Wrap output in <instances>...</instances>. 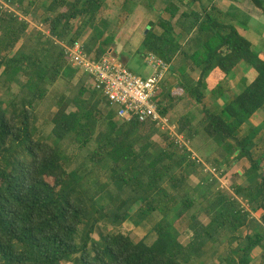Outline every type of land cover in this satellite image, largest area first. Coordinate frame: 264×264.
Segmentation results:
<instances>
[{
	"label": "trees",
	"instance_id": "16d2710c",
	"mask_svg": "<svg viewBox=\"0 0 264 264\" xmlns=\"http://www.w3.org/2000/svg\"><path fill=\"white\" fill-rule=\"evenodd\" d=\"M5 1L13 5L37 2ZM185 1L168 3L169 18L159 20L162 31L154 29L156 23L150 24L141 49L142 54H154L171 65L182 49L176 23L182 24L184 33L196 34L192 43L198 49L190 60L191 73L197 78L184 74L179 87L161 97L160 111L168 115L167 103H180L185 94L200 105L207 94L223 97L224 83L235 68L240 63L250 66L256 72L254 81L219 109L204 107L201 122L204 134L220 152L221 163L231 167L236 161H249L245 184L234 185V195L220 190L219 182L209 177L190 187V169L199 167L189 155L171 137L161 134L156 123L120 119L96 89L81 88L72 103L65 102L69 105L56 112L52 144L35 139V129H31L34 103L44 99L48 85L62 77L72 80L81 72L71 65L60 43L73 45L90 29L97 50L86 46L87 52L97 60L109 55L116 39L110 32L111 22L100 17L107 0H53L44 21L50 37L41 33L51 46L43 42L39 48L15 56L12 53L29 25L0 10V72L10 75L9 83L18 82L24 73L29 77L25 87L30 94L11 104V118L0 111V160L4 163L0 165V264H191L194 259L197 262L192 264H206L207 257L206 262L218 259L211 264H254L255 250L264 248V233L239 199L247 201L252 212H261L264 221V155L255 158L254 153L264 122L244 132L252 117L264 109V53L253 49L227 19L229 14L215 6L181 13ZM187 1L186 7L201 4V0ZM251 1L264 14V0ZM76 20L80 25L74 30ZM102 102L107 104L105 110L100 108ZM186 121H180V132L186 129L195 136L197 131ZM158 133L162 143L154 141ZM71 137L81 148L96 143L75 173L65 168L59 145ZM97 168L109 174L115 191L102 189L108 186L102 183L97 193L90 195L84 189L83 181L91 179ZM101 193L108 200L105 207L97 201ZM199 201L207 203L208 224L193 213ZM157 213L162 218L139 242L124 232L101 235L99 240L93 237L106 219L118 226L132 223L138 227ZM183 220L190 221L187 246L180 241L176 226ZM81 225L83 242L79 246ZM223 244L227 251L221 255Z\"/></svg>",
	"mask_w": 264,
	"mask_h": 264
},
{
	"label": "rangeland",
	"instance_id": "374dc122",
	"mask_svg": "<svg viewBox=\"0 0 264 264\" xmlns=\"http://www.w3.org/2000/svg\"><path fill=\"white\" fill-rule=\"evenodd\" d=\"M53 0H37L35 5H30L28 2H26L24 5H21L17 3L21 8L22 14L28 19L30 22H26L29 25L27 35L23 38V40L18 44L14 52L12 53L14 56L18 52H25L29 53L31 49H33L35 46L36 48H39V45L43 44V42L46 44L45 46H51L49 45V42L46 43L49 40L43 39L41 35V24L45 26L44 23L45 19L48 18L49 13L47 12L48 6L51 4ZM152 7L158 6L156 0H146ZM160 7V6H159ZM164 5H161V8H163ZM152 19L156 22V27L154 28L158 32L162 31V28L159 25V18H158V12L152 13ZM167 18H169V15L166 14ZM20 20V19H19ZM176 22V21H175ZM119 23V22H117ZM80 25V21L76 20L73 21V27L74 30ZM177 30L180 31L179 25L176 23ZM92 31L90 29H87V31L84 33L83 37L80 39V41L84 42L86 46H90L93 48V51L96 52L97 46H94L92 41ZM126 38L121 39V43L124 44ZM114 45V44H113ZM112 45V46H113ZM111 46V47H112ZM42 50H44L42 48ZM46 51H44L43 55ZM12 55V56H13ZM123 55V54H122ZM125 55H134L133 52L130 54ZM141 55V56H140ZM149 54H138L136 58H131L127 56L126 58L129 60L127 68L131 70L134 74L139 75L143 78H147L151 75L152 69L147 63V56ZM251 68V67H250ZM252 69V68H251ZM253 70V69H252ZM176 71L174 70L172 73L168 75V86L172 88L175 84H177L178 78L177 75L174 74ZM255 73V72H254ZM0 111L5 113L8 118L12 117V106L11 104L15 102V100L19 101L24 98L28 99L30 97L29 90L25 85L28 82L29 77H27L24 73L20 75L18 82L9 83L7 80L10 78L9 74H2V71L0 72ZM249 85L252 82V79L248 80ZM50 84V82H49ZM85 88L87 90L92 91L93 85L90 80V78L83 74L82 72L78 73L74 79L69 80L66 78H61L58 80L55 84H50V86H47V94L45 95L44 99L38 100L34 103L32 112H33V119H32V125L31 129H35L34 131V138L35 139H42L43 141H47L50 144L53 143L54 139L52 137V130H53V123L52 119L56 112L59 111L62 105L67 107L69 104H64L65 102L72 103V100L78 96L79 91L81 88ZM163 96V95H162ZM161 96V97H162ZM86 98L90 97V94H87L85 96ZM97 99L100 100L99 96H97ZM215 99V98H214ZM212 97H208L203 105L195 103L193 100L189 98L186 94L182 96L180 103L175 102H168V115L171 117V119L177 123L180 124V121L187 120L188 125H191V128L193 131H197L195 136L189 135L188 130L183 131V135L190 140V146L194 152H197L199 156L217 166L219 169H225L227 171V186H233L234 185H241L245 184L246 178L245 176H241L238 173V170H245L246 167L240 163L238 169H234L236 167V163L233 166H226L222 162V159L220 157V152L215 147L214 142L212 143L210 139L207 138V136L204 134L203 129L201 127V122L203 120V108H213V102L215 100ZM217 101V100H216ZM221 103H223L221 101ZM101 109H106L107 104L102 102ZM72 109V108H71ZM100 123H103L102 117H99ZM100 128V127H99ZM245 132L249 130L248 127H245ZM161 134H156L154 136V141L162 143V137ZM60 149L62 154L64 155V165L65 168L71 172L75 173V170L77 167H79L83 162L87 161V157L94 151L96 147L95 142H91L87 147L81 148L79 147L75 142L74 138L71 137L60 144ZM218 151V152H217ZM260 151V150H259ZM258 150H256L255 156L257 155ZM20 155H24V153H20ZM0 165L3 167L4 163L2 160H0ZM192 175L189 180L190 187H195L199 184V181L201 179H208V176L203 174L200 168H193ZM109 174L106 175L104 172L97 168L95 170V174L92 175L91 179H87L83 181L84 189L89 192V194L97 193L99 185L102 183V185L108 184V186L101 187L102 189H107V191L111 190L112 192L115 191L114 186H111V183L109 182ZM80 179V178H79ZM96 180H99V182ZM192 187V188H193ZM75 199L78 201L77 196ZM99 205L101 207H105V205L108 203L107 198L104 196V193L100 194L99 198L97 199ZM198 201V200H197ZM207 206L206 201H202L196 204V206L193 209V213L199 215L200 219L202 221H205L206 223H209V219L207 218L206 214L204 213V210ZM162 218V215L160 213L155 214L151 220L141 224L140 226H134L132 223H127L124 226H118L112 223L110 219H106L101 222V224L97 227L96 233L93 235L95 240H99L101 235H106L110 233H129L130 236L133 238L135 242H139L143 240L144 238H147V236L150 235L152 227ZM190 221L189 220H183L176 224L179 232H180V241L183 245L187 246L190 242L189 233L186 231L188 228ZM83 226L81 225L79 228V234L77 235V243L79 246L82 245V239H81V232L83 230ZM245 234L247 231L245 230ZM153 240V236L148 238V242L150 243ZM227 245L223 244L220 245L219 250L221 255H224L227 251ZM209 254L211 251L208 252ZM208 257L204 259L206 264H211L213 262H217V258H214L213 261H208ZM264 260V248H258V250L255 251L253 254V262L254 264H261ZM197 261L194 259L192 263H196ZM191 263V264H192ZM65 264H74L72 262L65 263ZM76 264V262H75Z\"/></svg>",
	"mask_w": 264,
	"mask_h": 264
},
{
	"label": "crops",
	"instance_id": "0c3cea01",
	"mask_svg": "<svg viewBox=\"0 0 264 264\" xmlns=\"http://www.w3.org/2000/svg\"><path fill=\"white\" fill-rule=\"evenodd\" d=\"M156 2L158 6L152 7V5H150L146 0H107L100 17L111 22L110 32L116 39L114 45L109 51V57L119 60L127 66L129 62V60L126 58L127 56L136 58L138 54L142 53V45L145 36L150 29V24L156 23L154 19H152V13L158 12L159 20L161 18H167L165 16L166 14H169L166 13V8L168 3H171L172 0H156ZM185 4L187 6V0L185 1ZM161 5H164V7L161 8ZM186 6L184 7L180 5V7L182 8L181 13L183 11L190 12L191 9L201 11L203 7L208 8L215 6L224 14H229L227 19L230 20L236 26L238 31L252 43L253 49L257 53H264V14L254 6L251 0H201V4H195L194 6L188 7ZM178 25L180 27V31L177 30L176 36L182 49L175 57L173 64H171L170 70L171 73L174 70L176 71V73L174 74L177 75L178 81L177 84L170 88L168 86L169 73L163 83V94L174 92L179 87V82L184 74L188 76L190 75L191 78L194 79L197 78L195 74L193 75L191 73L193 64L190 60V57L198 49V47H196L192 43V40L196 37V34L193 33L189 35L187 33H184L181 29L182 24ZM122 38H126L124 44L120 42ZM131 52H133L134 55H125L127 53L130 54ZM254 72L255 71L252 70L247 64L240 63L235 68L230 77L225 81L223 97L219 96V99L217 96H213V99L215 98L217 100L216 101L214 99L215 102H213V109H219L220 106L230 100L233 95L237 96L241 94L246 88V84H248L249 82L248 80L252 79L253 82L256 78V72ZM207 95V98L209 96L212 97L211 94ZM221 101L223 103H221ZM263 122L264 109L258 111L252 117V119L249 121L248 126L246 127L256 128L261 126ZM255 142L256 147L254 152L258 150V156H255V158H260L264 155V132L260 134ZM195 153L199 156L197 152ZM235 163V170L239 168L240 163H242L246 167L245 170H238V173L243 177L245 171L250 167L249 161L247 159H242L240 161H236ZM202 180L204 179H201L199 181V184ZM197 186L195 185V187ZM258 215L261 218V212H258ZM203 222L205 224H208L205 221ZM246 231L248 232L247 229ZM249 232L251 231L249 230Z\"/></svg>",
	"mask_w": 264,
	"mask_h": 264
},
{
	"label": "built area",
	"instance_id": "2783aa9c",
	"mask_svg": "<svg viewBox=\"0 0 264 264\" xmlns=\"http://www.w3.org/2000/svg\"><path fill=\"white\" fill-rule=\"evenodd\" d=\"M0 10L14 14L21 22H29L22 14L18 4L13 5L5 0H0ZM40 31L43 35L50 37L47 25L45 28L44 24H41ZM60 45L64 48L71 65L89 76L93 88L103 94L120 119L156 123L160 133L171 137L176 145L198 165L203 174L207 175L211 181L219 182L220 190L231 195L235 194L232 186H227L226 170L219 169L198 156L192 150L190 140L180 132L179 125L169 115L160 111L159 103L163 94V83L170 73V64L154 54H149L147 63L152 69V73L149 77L143 78L134 74L123 62L109 56L100 60L95 59L87 52L86 45L80 40L73 45L65 43H60ZM239 200L242 203V208L250 213L251 218L259 222L264 233V221L258 213L251 211L247 201Z\"/></svg>",
	"mask_w": 264,
	"mask_h": 264
}]
</instances>
